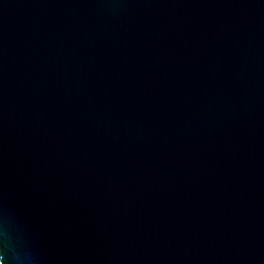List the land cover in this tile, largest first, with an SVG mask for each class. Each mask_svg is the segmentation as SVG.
Returning a JSON list of instances; mask_svg holds the SVG:
<instances>
[{
  "label": "water",
  "instance_id": "obj_1",
  "mask_svg": "<svg viewBox=\"0 0 264 264\" xmlns=\"http://www.w3.org/2000/svg\"><path fill=\"white\" fill-rule=\"evenodd\" d=\"M0 264H264V0H0Z\"/></svg>",
  "mask_w": 264,
  "mask_h": 264
}]
</instances>
